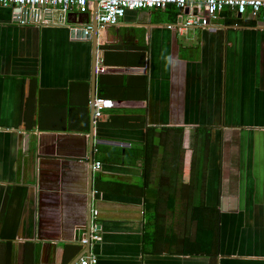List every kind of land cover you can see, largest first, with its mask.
<instances>
[{"label": "crops", "instance_id": "crops-1", "mask_svg": "<svg viewBox=\"0 0 264 264\" xmlns=\"http://www.w3.org/2000/svg\"><path fill=\"white\" fill-rule=\"evenodd\" d=\"M93 2L0 7V264H74L93 210L96 264H264V21L180 35L169 7L71 36Z\"/></svg>", "mask_w": 264, "mask_h": 264}, {"label": "built area", "instance_id": "built-area-1", "mask_svg": "<svg viewBox=\"0 0 264 264\" xmlns=\"http://www.w3.org/2000/svg\"><path fill=\"white\" fill-rule=\"evenodd\" d=\"M91 0H0V7L15 9L13 14L20 25L47 24L41 17L42 11L58 10L63 13L76 8L80 13L89 10ZM173 7L176 11L174 24L167 25V29L185 34L187 31L211 28L212 21L228 10L235 16L240 15L251 20L264 21V0H205L201 4L188 0H98L97 1V26L100 28L116 26L124 18L127 11L137 10H166ZM188 10V12H186ZM196 10V13H194ZM85 36L92 30L90 25L83 28ZM93 117L100 118L104 110L113 107L111 100L95 97L92 102ZM101 163L93 165L95 171L100 170ZM100 226L97 210L92 211L89 241H99ZM81 246L88 243L87 236L79 241ZM97 259L93 254L79 258L74 264H96Z\"/></svg>", "mask_w": 264, "mask_h": 264}, {"label": "water", "instance_id": "water-1", "mask_svg": "<svg viewBox=\"0 0 264 264\" xmlns=\"http://www.w3.org/2000/svg\"><path fill=\"white\" fill-rule=\"evenodd\" d=\"M94 2V13H95V16L97 15V0H93ZM202 1H205V0H202ZM186 12H188V10H186ZM194 13H196V10H194ZM238 18H240L241 16L240 15H237ZM97 21L96 19H94L93 21V27H92V34L94 33V31L97 29ZM70 35L71 36H76V37H81V38H86V39H89L91 34H87L85 36L84 34V30L83 28L79 27L77 30H71L70 32ZM94 118V117H93ZM92 118V124L94 122ZM92 128V127H91ZM92 129H90V132H91V135H92ZM93 147V142H92V139H91V142H90V147H89V150H90V154H92V148ZM89 166H90V173H89V178H88V185H89V190L90 192H92V178H91V173H92V166H93V159L92 157L90 156V159H89ZM90 221H91V216L89 217V226H88V233H87V238H88V243L85 245V251L83 252V254L80 256L83 257V256H87L89 255L91 252H90V247H91V242L89 241V227H90Z\"/></svg>", "mask_w": 264, "mask_h": 264}, {"label": "trees", "instance_id": "trees-1", "mask_svg": "<svg viewBox=\"0 0 264 264\" xmlns=\"http://www.w3.org/2000/svg\"><path fill=\"white\" fill-rule=\"evenodd\" d=\"M227 14H229L231 17L232 16H234V18H236V16L234 15V14H232V13H230L229 11H228V13ZM228 16V15H227ZM233 18V17H232ZM237 20V19H236ZM254 23L256 22V23H259V21L260 20H252Z\"/></svg>", "mask_w": 264, "mask_h": 264}]
</instances>
